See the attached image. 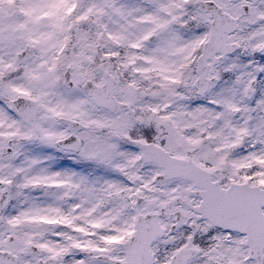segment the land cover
Here are the masks:
<instances>
[{"label": "snow or ice", "instance_id": "obj_1", "mask_svg": "<svg viewBox=\"0 0 264 264\" xmlns=\"http://www.w3.org/2000/svg\"><path fill=\"white\" fill-rule=\"evenodd\" d=\"M0 264H264V0H0Z\"/></svg>", "mask_w": 264, "mask_h": 264}]
</instances>
